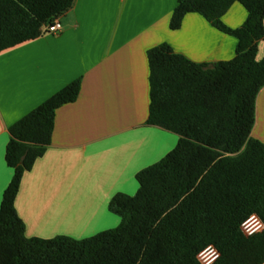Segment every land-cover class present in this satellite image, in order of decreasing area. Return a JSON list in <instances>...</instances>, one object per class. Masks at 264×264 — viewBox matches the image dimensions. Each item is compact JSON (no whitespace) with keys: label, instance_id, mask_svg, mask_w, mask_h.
I'll return each mask as SVG.
<instances>
[{"label":"trees","instance_id":"obj_1","mask_svg":"<svg viewBox=\"0 0 264 264\" xmlns=\"http://www.w3.org/2000/svg\"><path fill=\"white\" fill-rule=\"evenodd\" d=\"M74 0H0V51L41 35L44 24ZM234 1L247 14L237 28L221 16ZM188 12L236 39L225 61L196 63L162 43L147 50L146 124L178 135L175 146L135 174L133 195L115 193L109 211L119 224L89 237H26L14 201L22 175L51 142L55 110L76 100L74 80L8 127L5 162L12 168L0 200V264H200L207 245L213 264H262L264 229L245 235L250 214L264 223V143L251 137L255 99L264 86V0H177V29Z\"/></svg>","mask_w":264,"mask_h":264},{"label":"crops","instance_id":"obj_2","mask_svg":"<svg viewBox=\"0 0 264 264\" xmlns=\"http://www.w3.org/2000/svg\"><path fill=\"white\" fill-rule=\"evenodd\" d=\"M176 2L74 0L58 16L59 32L0 51V200L13 173L4 158L8 127L80 80L76 100L55 110L50 144L22 175L14 206L26 237L82 239L116 227L120 217L109 211L110 198L133 195L135 174L175 146L177 134L146 124L149 48L166 43L196 63L235 55V37L199 13H186L170 29ZM246 14L234 1L221 20L237 28ZM263 56L261 39L256 59ZM250 135L264 143V86L256 95Z\"/></svg>","mask_w":264,"mask_h":264},{"label":"built area","instance_id":"obj_3","mask_svg":"<svg viewBox=\"0 0 264 264\" xmlns=\"http://www.w3.org/2000/svg\"><path fill=\"white\" fill-rule=\"evenodd\" d=\"M61 30V23L58 16L54 17L49 23L42 27V33H57ZM240 229L245 235H252L264 229V223L256 214H250L240 224ZM219 252L213 245H207L197 253V259L200 264H213L218 258Z\"/></svg>","mask_w":264,"mask_h":264}]
</instances>
